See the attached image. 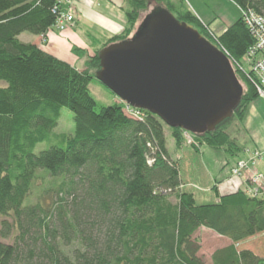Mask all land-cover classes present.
<instances>
[{"label":"trees","instance_id":"1","mask_svg":"<svg viewBox=\"0 0 264 264\" xmlns=\"http://www.w3.org/2000/svg\"><path fill=\"white\" fill-rule=\"evenodd\" d=\"M151 1L128 0L127 27L99 43L77 70L18 38L25 32L44 37L58 15L57 0H0V237L12 238L0 242V264H207L198 254L200 228L230 241L212 252L210 264H264V193L239 188L219 194L214 184V201H199L166 149L159 117L136 108L138 117H132L124 102L100 106L89 93L91 83L103 86L96 78L99 51L129 39ZM162 1L176 19L221 48L231 65L255 41L243 15L216 35L182 2ZM230 1L243 13L264 16V0ZM250 77L234 112L239 120L259 94ZM64 107L73 115V133L33 153ZM169 130L175 149L232 144L219 125L203 134ZM45 177L60 179L57 200L47 210L26 201L33 182Z\"/></svg>","mask_w":264,"mask_h":264},{"label":"water","instance_id":"2","mask_svg":"<svg viewBox=\"0 0 264 264\" xmlns=\"http://www.w3.org/2000/svg\"><path fill=\"white\" fill-rule=\"evenodd\" d=\"M141 24L129 39L99 51L101 84L126 105L193 134L232 117L244 89L224 51L166 9Z\"/></svg>","mask_w":264,"mask_h":264},{"label":"rangeland","instance_id":"3","mask_svg":"<svg viewBox=\"0 0 264 264\" xmlns=\"http://www.w3.org/2000/svg\"><path fill=\"white\" fill-rule=\"evenodd\" d=\"M109 1L113 3L112 0ZM170 1L174 4H179L180 2H182L183 6L193 13L197 11L205 19H203L206 22L204 24H208L209 29L216 35L223 32L226 27L235 22L241 15V10L230 0ZM119 2H117L118 6L120 4L119 7L122 6L121 4H124V7L119 9L120 16L127 19L125 12L129 9L128 0H120ZM158 9H167L164 1L152 0L146 8L141 10L139 17L134 25L133 32H131V36L137 31L138 27L144 21L146 16ZM72 10L74 16V6H72ZM72 24H69L65 29L70 27V25ZM55 29L61 32L58 28ZM25 35L33 37L32 34L25 32L24 36H21L22 40H24V38L26 37ZM131 36H129V38ZM82 59L84 61L87 59V57ZM237 65L239 67H237ZM237 65L234 63L231 65V67L234 70V74L238 83L243 89H245V75L249 73L251 68L245 55L240 58ZM236 68L239 70H235ZM89 93L100 106H109L121 102L120 99L111 91L97 83H91L89 85ZM261 100L262 99L260 98L259 100H254L252 102V106L250 105L251 108L248 110L246 118L239 120L233 115L228 120L219 124V128L223 129L229 135L232 144L226 145L225 147L220 149H214L207 145H201L199 152H195L192 147L185 145L183 148V152L178 151L177 155L178 157H180V160H178L180 174L184 182L188 184V186L186 185L185 188H187L188 190H192L196 194L199 201H211V199L213 198V192L210 190V188L213 184H217L218 188L225 192V194L231 191L233 192V187L236 188V190L238 189V187H246L247 182L244 179L241 180L240 178H234L237 176L231 175L230 166L233 165V162H235L234 164H236L237 161L248 160L250 156L249 151L259 150L262 152V154H264V147H261L259 145V143L263 141L262 139H264V106L263 109H259L258 107L256 109V107L254 106L255 101L256 103H260ZM73 131V115L70 110L64 107L61 109L57 125L52 130L49 138L41 143H38L33 149V153L37 154L40 151L48 148L51 144H60V142L58 141L60 140V137L62 135L72 134ZM165 134L167 140L166 143L169 146V154L172 158H175L176 155L171 148L170 130L166 124ZM259 135L262 136V138H260V140L262 141L257 142L255 138H257ZM239 148L242 149L245 156L247 155L246 158L237 159V157L241 156ZM260 159L261 158L256 159V161L259 162ZM244 174L245 173H243V175ZM233 179L238 180V184L236 186L232 184V182H234ZM52 181L53 180H51L50 177H45L44 179H36L33 182L31 192L27 197V203H38L45 210L50 208L52 206V202L57 200L56 193L59 188L58 186L60 184V179L53 182ZM200 192L205 193L201 198L198 196ZM66 199H69V197H66ZM56 216L57 214L55 213L54 215L53 213V225L56 223ZM5 219L9 223H11V217H7ZM1 220L2 218H0V221ZM195 236L199 239L200 243V250L198 254L207 264H210V256L212 252L218 247H221L225 243L226 239L220 238L210 233L205 228H200L196 232ZM0 242L11 243L12 238L0 237ZM247 243V240L243 241L242 246H246Z\"/></svg>","mask_w":264,"mask_h":264},{"label":"crops","instance_id":"4","mask_svg":"<svg viewBox=\"0 0 264 264\" xmlns=\"http://www.w3.org/2000/svg\"><path fill=\"white\" fill-rule=\"evenodd\" d=\"M112 1L113 3L110 2L109 0H73L75 20L73 24L70 25V27H68L67 29L61 32L57 31L55 28H52L49 30V32L45 34L44 37L34 36V35L33 37H29L25 35L26 37L24 38V40H22L21 36H24V33H21L18 36V38L22 42H29L41 47L42 49L52 54L56 58L68 62L77 70H83L85 68L86 60L83 61L82 58L92 55L93 51L99 46L100 42L106 41L113 35L121 33L127 27V20L124 17L120 16V12H119V9L123 8L124 4H121L122 6L119 7L120 4L118 6L117 2H119L120 0H112ZM194 13L201 22L206 23L204 21L205 19L201 14H199L197 11ZM72 47L84 50V55L76 56L74 53H72L71 50ZM260 98L262 99L261 102L256 103V101L259 100ZM254 100H256L254 103L256 109L257 107L259 109L260 108L263 109L264 91L259 92L257 99L255 98ZM254 100H252L251 103L248 105L243 119L246 118L248 110L251 108L252 106L251 104ZM165 138H166V134H165ZM260 138H262L261 135H259L255 139L257 140V142L263 140L261 143H259V145L261 147H264V139L260 140ZM165 146L167 151L169 152V146L167 145V143ZM184 146H182L180 149H175L173 139L171 138V148L176 155L175 157L176 159L180 160V157H178L177 153L178 151L183 152ZM239 151L241 153V156L237 157V159L247 157V155L246 156L244 155L242 149H240ZM260 158L261 159L259 160V162L255 161L254 165L251 168H253V170H255L256 172L264 175V154H262V152ZM234 163L235 162H233L232 164L234 165ZM233 165L230 166V170L233 167ZM233 180L234 182H232V184L236 186L238 184L237 183L238 180L237 179H233ZM215 185L217 187L219 194H225V192H223L222 190H220V188H218L217 184ZM233 189L234 192L236 188L233 187ZM204 194L205 193L200 192L198 196L201 198ZM211 201H214V198H212ZM201 202H205V201L203 200ZM208 231L216 235L212 231L210 230ZM224 239H226V241L221 247L230 244V241L227 238Z\"/></svg>","mask_w":264,"mask_h":264},{"label":"built area","instance_id":"5","mask_svg":"<svg viewBox=\"0 0 264 264\" xmlns=\"http://www.w3.org/2000/svg\"><path fill=\"white\" fill-rule=\"evenodd\" d=\"M73 0H57V5L55 9L58 11L54 25L52 28H58L60 31H63L69 24H72L74 21L73 16ZM243 20L248 28L251 30L254 36V43L251 45L246 53V59L250 65V71L245 75H251V80L257 85L259 92L263 91L260 87L264 86V16L257 15L254 13H243ZM225 53V52H224ZM236 65L238 63H235ZM237 67H239L237 65ZM134 108L125 105L124 110L127 114L132 117H138V113L133 110ZM185 137L188 142L191 138L188 134H185ZM248 152V150H247ZM248 160L237 161L236 164L231 168V175L237 176L234 178H240L245 180L247 185L243 188L247 194L250 195H261L264 193V175L256 172L251 168L256 159L261 157V154L258 150L249 151ZM243 173H245L243 175ZM240 187H238L239 189Z\"/></svg>","mask_w":264,"mask_h":264}]
</instances>
